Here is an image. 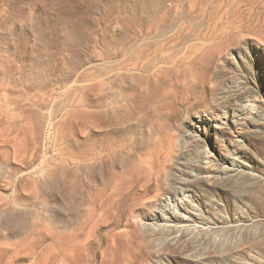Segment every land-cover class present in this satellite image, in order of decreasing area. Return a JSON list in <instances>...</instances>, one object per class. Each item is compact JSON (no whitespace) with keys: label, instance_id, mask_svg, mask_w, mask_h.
<instances>
[{"label":"rangeland","instance_id":"374dc122","mask_svg":"<svg viewBox=\"0 0 264 264\" xmlns=\"http://www.w3.org/2000/svg\"><path fill=\"white\" fill-rule=\"evenodd\" d=\"M0 264H264V0H0Z\"/></svg>","mask_w":264,"mask_h":264}]
</instances>
